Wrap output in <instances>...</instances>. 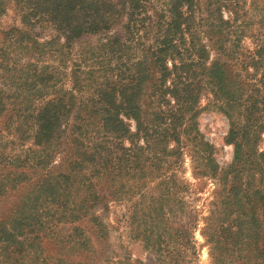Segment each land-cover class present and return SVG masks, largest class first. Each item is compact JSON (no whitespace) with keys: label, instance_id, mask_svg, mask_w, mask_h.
I'll return each mask as SVG.
<instances>
[{"label":"rangeland","instance_id":"1","mask_svg":"<svg viewBox=\"0 0 264 264\" xmlns=\"http://www.w3.org/2000/svg\"><path fill=\"white\" fill-rule=\"evenodd\" d=\"M50 1L2 0L0 264H217L205 234L220 190L214 174L233 161L235 142L239 188L256 186L251 176L264 167V0H137L134 12L131 0H89L99 12L88 18L108 27L80 37L79 4L65 0L73 10L56 26ZM139 62L149 79L137 80ZM187 72L201 88L197 129L180 123L165 146H130L110 138L122 128L101 129L97 111L109 101L99 92L132 85L168 97ZM55 96L73 101L62 107L59 148L33 137L36 111ZM129 146L137 175L121 157ZM175 229L184 235L171 240Z\"/></svg>","mask_w":264,"mask_h":264},{"label":"trees","instance_id":"2","mask_svg":"<svg viewBox=\"0 0 264 264\" xmlns=\"http://www.w3.org/2000/svg\"><path fill=\"white\" fill-rule=\"evenodd\" d=\"M54 1L51 0L46 4L47 15L50 17L53 15L51 20L56 26H64L65 22L60 20L57 15L61 10H66L67 13L73 8L66 2L67 0H61L53 8ZM68 1L72 2V0ZM136 2L138 1L131 0L127 2L131 4L129 8L133 12L138 8L134 4ZM72 3H75V7L79 4V15L83 17L72 27L74 36L80 37L89 31L97 32L100 28L105 29L108 27L105 22H95L93 17L88 18L87 14L91 15L95 11V13L99 12V6L96 3H89V0H75ZM123 4L125 3L122 0L120 6ZM102 6L106 9L119 8V5L113 2H105ZM2 9L3 4L0 0V11ZM121 12V10H115L113 14H121ZM143 62H139L141 69L138 70L137 80H145L151 77L150 67ZM192 75L194 74L187 72V82L183 85L173 84L169 86L167 88L168 97L165 95V91L159 94L160 90L157 93L151 90L149 94L143 96V91H139V88L132 85L110 88L109 94H104V91L99 92L101 99L109 101L108 104L103 102L97 111L101 114V129L110 133L115 129L122 128L124 132L113 133L110 138L122 141V143L127 140L130 146L139 140L144 142L145 145L154 141L162 144V146L167 145L170 140L176 141L178 140V132L180 133L179 125L182 122L187 123V131L197 129L195 114L197 113V102L201 88ZM36 80L35 77L32 81ZM154 85L156 84L154 83ZM58 98V96H55L52 100H46L43 106L36 111L33 136L34 140L52 143L53 147L56 148L61 146L60 139L63 135L60 120L62 107L73 104L71 96L62 99L64 101H60ZM144 98L148 100V103H141ZM160 100H163V102ZM171 101L174 102L171 103ZM114 106L118 108L115 112ZM119 113L124 115L125 119L133 121L134 131L120 117ZM119 138L123 139L119 140ZM232 139L233 137H230V140ZM130 146L123 147L121 157L124 158L123 155H126L125 160L130 163L133 173L137 175L136 172L140 167H138L137 162L129 159V152L132 150ZM241 147L240 142H235L233 161L227 167L221 169L220 172L217 171L214 174V178L219 180L220 190L216 191L213 214L206 220L205 234L212 245V254L217 264H264V185L262 184L264 167H260L261 175L258 178L255 175L251 176L253 180H257L258 184L256 186H251L248 184L249 180H247V188H239L236 165L240 158ZM210 162L213 163L211 160ZM212 169L214 172L217 170L215 164H212ZM59 176L67 180L71 179L66 174ZM149 209L155 216H159L163 212L162 206H156L155 208L150 206ZM217 218L220 220L215 223L214 221ZM181 233L178 235L177 229H175L173 234H169V238L175 240L184 235V231L181 230ZM160 239L161 237H159ZM192 241L187 229V244L192 245ZM174 257L177 258L176 255Z\"/></svg>","mask_w":264,"mask_h":264}]
</instances>
